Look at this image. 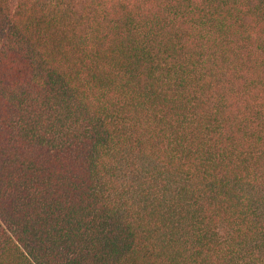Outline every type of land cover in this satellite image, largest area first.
I'll return each mask as SVG.
<instances>
[{
	"label": "trees",
	"instance_id": "trees-1",
	"mask_svg": "<svg viewBox=\"0 0 264 264\" xmlns=\"http://www.w3.org/2000/svg\"><path fill=\"white\" fill-rule=\"evenodd\" d=\"M0 264H264V0H0Z\"/></svg>",
	"mask_w": 264,
	"mask_h": 264
}]
</instances>
